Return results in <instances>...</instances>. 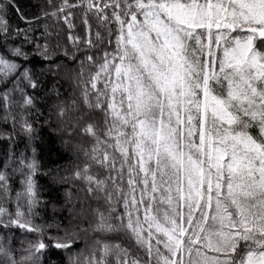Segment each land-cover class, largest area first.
Masks as SVG:
<instances>
[{"label": "snow or ice", "instance_id": "1", "mask_svg": "<svg viewBox=\"0 0 264 264\" xmlns=\"http://www.w3.org/2000/svg\"><path fill=\"white\" fill-rule=\"evenodd\" d=\"M33 7L0 0V264H264V0Z\"/></svg>", "mask_w": 264, "mask_h": 264}, {"label": "trees", "instance_id": "2", "mask_svg": "<svg viewBox=\"0 0 264 264\" xmlns=\"http://www.w3.org/2000/svg\"><path fill=\"white\" fill-rule=\"evenodd\" d=\"M19 5L22 7L24 11L31 14L36 11V9L33 7L38 0H17ZM70 82L64 83V88H69ZM42 136L44 140V144L41 145V147L38 149L39 159L41 164L44 166L45 169L54 167L52 161L54 159L57 160V163L59 164H66L70 161L71 155L70 152L64 151L59 149V142L56 141L55 136L52 134L51 130L47 127L42 129ZM2 141H0V145H2ZM49 149H53L54 151H49ZM55 150L60 151L61 155H63L64 159L59 160L55 155ZM39 184L41 187V194L43 199H51L56 194V189L51 185V182L48 177H40L39 178ZM18 187V185H17ZM61 193L63 189L60 190ZM49 215L51 214V206L48 208Z\"/></svg>", "mask_w": 264, "mask_h": 264}]
</instances>
